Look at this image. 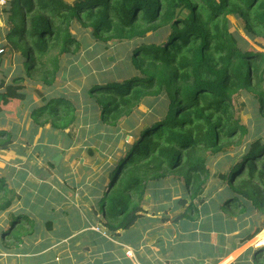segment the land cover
Wrapping results in <instances>:
<instances>
[{
	"label": "trees",
	"instance_id": "obj_1",
	"mask_svg": "<svg viewBox=\"0 0 264 264\" xmlns=\"http://www.w3.org/2000/svg\"><path fill=\"white\" fill-rule=\"evenodd\" d=\"M8 3L13 26L0 48V66L5 59L13 61L17 52L21 61L19 75L9 81L0 79V111L29 99L23 84L27 78L45 87L55 85L62 55L79 47L69 30L76 19L103 41L134 40L128 60L140 73L122 82L93 84L88 90L95 102L92 108L101 111L102 121L116 124L148 97L169 98L164 116L146 125L117 159L109 172L107 189L97 201L102 226L112 236L129 230L144 217L146 191L153 179L160 180L168 173L179 175L191 200L201 198L210 176L207 154L226 152L230 145L241 143L248 132L234 103L243 91L253 94V102L264 117V51L240 48L230 31V16H234L264 40V0ZM261 45L264 49V42ZM31 117L40 124L66 129L75 121L76 113L71 102L61 96L35 106ZM0 139V145L9 148L13 134L1 129ZM219 177L224 184L218 200L220 209L237 210L235 215L264 212V139L248 142L245 149L231 157L227 170ZM14 191L0 177V210L11 207ZM54 222L47 221L49 231L54 232ZM38 228L36 220L28 215H11V226L2 232L1 240L11 249L20 247L24 238H32ZM263 228L264 222L257 224L242 237L241 244ZM256 258L257 264H264V256Z\"/></svg>",
	"mask_w": 264,
	"mask_h": 264
},
{
	"label": "rangeland",
	"instance_id": "obj_2",
	"mask_svg": "<svg viewBox=\"0 0 264 264\" xmlns=\"http://www.w3.org/2000/svg\"><path fill=\"white\" fill-rule=\"evenodd\" d=\"M64 1L74 4L78 0ZM8 6L9 3L0 5V48L13 26ZM230 23L240 48L264 51L263 38L246 29L239 18L230 16ZM69 30L79 47L62 55L55 85L45 87L27 78L23 84L29 99L0 111V130L13 134L9 148L0 145V177L15 190L11 207L0 210V264H42L41 256L50 264H127L126 251L133 256L130 264H195L198 258L190 255L192 251L205 253L210 261L219 259L223 250L236 249L242 237L264 222V212L235 215L237 210L225 211L218 205L224 188L219 176L227 170L231 157L245 149L248 142L264 139V117L253 102V94L243 91L234 102L238 117L248 129L242 142L230 145L226 152L207 154L210 176L201 198L191 200L179 175L168 173L160 180L153 179L146 191L144 217L112 237L102 226L97 201L107 189L109 172L117 159L140 137L146 125L164 116L169 98L148 97L116 124L102 121L101 111L92 108L95 102L88 90L93 84L122 82L140 73L128 60L134 40L103 41L78 19L71 22ZM11 60L5 59L0 66V79L9 81L19 75L20 54L17 52ZM61 96L75 107L76 119L68 128L34 121L31 112L35 106ZM20 214L35 219L40 229L32 238H24L23 245L11 249L2 242V232L10 228L11 215ZM52 219L54 232L46 226ZM263 231L242 246L244 254H251L256 262V256H264V246H257V237ZM98 232L111 236L116 245L113 253L102 254L95 245L85 242L86 235ZM224 238L231 243H225ZM210 242L217 248H211ZM52 255L55 259H51ZM80 256L86 259L80 260Z\"/></svg>",
	"mask_w": 264,
	"mask_h": 264
},
{
	"label": "crops",
	"instance_id": "obj_3",
	"mask_svg": "<svg viewBox=\"0 0 264 264\" xmlns=\"http://www.w3.org/2000/svg\"><path fill=\"white\" fill-rule=\"evenodd\" d=\"M262 236L263 235L260 234L257 237V241ZM110 237H109V235H104L101 232H98L96 234L90 233L89 235H86L85 242L88 243L89 245L90 244L95 245L96 246V249L98 251H100L102 254L108 255V253H113L114 246H116L112 242L113 240ZM109 239H111V241ZM225 239L226 238H224L223 240L225 241ZM191 242H194V239H191ZM225 243H231V241H225ZM248 243H250V242H248ZM248 243L246 242L244 244H238L237 247H236V249H232V250H229V251H226V250L221 251L220 252L221 256H219V259L217 258L215 260H210L209 261L208 258H210V257L208 255H206L205 253L198 254L196 251L195 252L192 251V253L190 255L198 258V259H195V261H194L195 264H203V262L205 264L206 263L205 262L206 260L208 262L207 264H257L256 261L253 259V257H251V254L250 255H246V254H244V253H246V252H244L245 250H242V246L247 245ZM131 245L133 247L136 246L135 242H131ZM209 246L211 248H214V249L217 248V246H215V244H213L212 242H210ZM244 249H246V248H244ZM126 253L128 255L127 257H125V259L128 258V261L126 260V262H127V264H130V259H132L133 256L131 254H128L127 251H126ZM84 258L86 259V257H84V256H80L79 257L80 260H84ZM112 258H113V256H110L109 257V259H112ZM243 258H245L246 260L242 261ZM41 259H42V264H50V262H51V261H47L48 258H46L44 256H43V258L41 256ZM52 259H55V258L52 257ZM123 261H124V259H123ZM132 261H133V259H132Z\"/></svg>",
	"mask_w": 264,
	"mask_h": 264
},
{
	"label": "built area",
	"instance_id": "obj_4",
	"mask_svg": "<svg viewBox=\"0 0 264 264\" xmlns=\"http://www.w3.org/2000/svg\"><path fill=\"white\" fill-rule=\"evenodd\" d=\"M7 3H8V0H0V5L1 6H5V5H7ZM257 246H264V236H262L259 240H258V242H257Z\"/></svg>",
	"mask_w": 264,
	"mask_h": 264
},
{
	"label": "clouds",
	"instance_id": "obj_5",
	"mask_svg": "<svg viewBox=\"0 0 264 264\" xmlns=\"http://www.w3.org/2000/svg\"><path fill=\"white\" fill-rule=\"evenodd\" d=\"M9 1V0H8ZM8 4V3H7ZM261 247V246H260Z\"/></svg>",
	"mask_w": 264,
	"mask_h": 264
}]
</instances>
